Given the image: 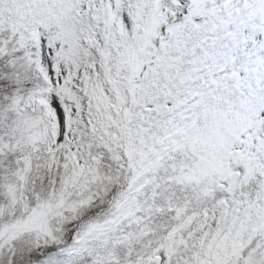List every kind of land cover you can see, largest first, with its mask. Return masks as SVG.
Returning <instances> with one entry per match:
<instances>
[{
  "label": "snow or ice",
  "instance_id": "6c2138e0",
  "mask_svg": "<svg viewBox=\"0 0 264 264\" xmlns=\"http://www.w3.org/2000/svg\"><path fill=\"white\" fill-rule=\"evenodd\" d=\"M0 264H264V0H0Z\"/></svg>",
  "mask_w": 264,
  "mask_h": 264
}]
</instances>
